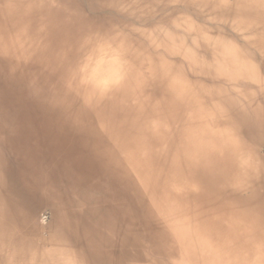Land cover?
<instances>
[{"label":"clouds","instance_id":"clouds-1","mask_svg":"<svg viewBox=\"0 0 264 264\" xmlns=\"http://www.w3.org/2000/svg\"><path fill=\"white\" fill-rule=\"evenodd\" d=\"M218 7L234 12L235 35L201 29L193 48L92 21L64 53L68 92L80 110L104 117L102 130L142 188L163 241L148 264H264V205L206 209L190 179L202 159L249 151L251 126L264 130V0ZM41 46L26 28L0 34V55L18 65ZM22 223L0 207V264H92L65 212L51 223Z\"/></svg>","mask_w":264,"mask_h":264},{"label":"bare ground","instance_id":"bare-ground-1","mask_svg":"<svg viewBox=\"0 0 264 264\" xmlns=\"http://www.w3.org/2000/svg\"><path fill=\"white\" fill-rule=\"evenodd\" d=\"M219 4L0 0V34L26 28L33 38H42L27 64L0 55V207L20 227L24 217L42 225L63 211L92 264H148L149 254L163 241L146 211L142 188L102 130L104 117L80 110L68 92L64 53L76 43L81 24L92 21L137 36L136 29L155 31L161 39L168 34L195 48L201 29H213L212 35L221 29L232 33L235 14ZM246 139L249 151L225 149L194 167L190 179L206 209L264 205V130L251 126ZM236 176L244 178L243 185H237Z\"/></svg>","mask_w":264,"mask_h":264},{"label":"rangeland","instance_id":"rangeland-1","mask_svg":"<svg viewBox=\"0 0 264 264\" xmlns=\"http://www.w3.org/2000/svg\"><path fill=\"white\" fill-rule=\"evenodd\" d=\"M129 220H130L131 222H132V221H135V217H134V216H131Z\"/></svg>","mask_w":264,"mask_h":264}]
</instances>
